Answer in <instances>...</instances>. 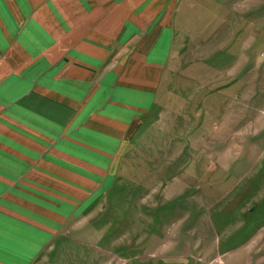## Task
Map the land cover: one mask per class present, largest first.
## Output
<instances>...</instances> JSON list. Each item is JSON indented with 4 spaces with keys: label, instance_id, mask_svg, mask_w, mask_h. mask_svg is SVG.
I'll list each match as a JSON object with an SVG mask.
<instances>
[{
    "label": "crops",
    "instance_id": "0c3cea01",
    "mask_svg": "<svg viewBox=\"0 0 264 264\" xmlns=\"http://www.w3.org/2000/svg\"><path fill=\"white\" fill-rule=\"evenodd\" d=\"M186 1L0 0V264L49 261L143 153L186 169L152 119Z\"/></svg>",
    "mask_w": 264,
    "mask_h": 264
},
{
    "label": "rangeland",
    "instance_id": "374dc122",
    "mask_svg": "<svg viewBox=\"0 0 264 264\" xmlns=\"http://www.w3.org/2000/svg\"><path fill=\"white\" fill-rule=\"evenodd\" d=\"M184 6L175 25L182 41L152 119L155 136L171 148L189 145L178 160L189 158L185 173H161L154 158L164 160L165 153H143L92 218L67 227L44 264H205L216 255L228 264L264 260V0ZM181 177L190 185L178 184ZM172 178L173 185H156ZM154 185L172 191L162 197Z\"/></svg>",
    "mask_w": 264,
    "mask_h": 264
}]
</instances>
